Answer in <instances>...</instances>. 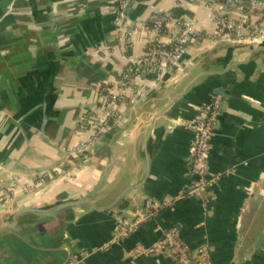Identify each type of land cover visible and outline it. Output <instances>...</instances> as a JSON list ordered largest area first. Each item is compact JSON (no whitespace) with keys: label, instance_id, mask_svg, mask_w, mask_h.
I'll return each mask as SVG.
<instances>
[{"label":"crops","instance_id":"0c3cea01","mask_svg":"<svg viewBox=\"0 0 264 264\" xmlns=\"http://www.w3.org/2000/svg\"><path fill=\"white\" fill-rule=\"evenodd\" d=\"M11 1L0 0V227L27 207L87 198L96 208L22 215L18 235L0 234V264H63L69 251L68 264H175L162 254L137 253L170 227L192 255L208 246L213 264H264V52L250 58L227 44H189L180 63L199 64L179 80L174 93L181 96L154 125L165 90L140 96L135 107L125 103L123 125L111 124L84 160L67 150L88 136L76 124L97 112L100 83L117 80L128 55L143 54L142 29L192 19L211 32L212 11L202 0H135L117 18V0ZM244 5L218 9L236 17ZM128 28L134 31L124 42L119 31ZM204 71L212 73L186 86ZM217 89L224 99L208 157L214 182L204 200L188 192L194 134L185 123ZM146 166L141 187L123 192ZM39 176L45 181L38 183ZM148 198L168 205L113 240L115 218L130 217Z\"/></svg>","mask_w":264,"mask_h":264},{"label":"built area","instance_id":"2783aa9c","mask_svg":"<svg viewBox=\"0 0 264 264\" xmlns=\"http://www.w3.org/2000/svg\"><path fill=\"white\" fill-rule=\"evenodd\" d=\"M15 0H12L10 5ZM129 0H117V18ZM211 9V19L214 27L211 32H203L192 19L178 20L172 26L157 23L142 29L148 39V45L140 56L128 55L125 66L117 80L103 81L99 85L100 104L95 115L84 113L76 124V132L88 133L87 138L80 139L68 151L79 152L93 148L100 140L104 131L123 117L122 106L125 103L134 105L142 96L145 86V75L151 78L146 86H153L160 80L163 73L173 67L193 42L253 41L264 35V0H244L245 5L241 14L236 17L222 14L218 9L220 0H202ZM258 12L254 19V13ZM133 29L119 31L124 42L131 39ZM221 98L215 95L209 102L199 107L195 118L185 123L194 138L189 158L190 173L193 181L190 194L205 200V193L213 184L214 179L206 175L210 141L217 121ZM45 181L44 176L37 178L38 183ZM16 183L12 182L5 190V195H12ZM166 202H157L148 198L144 206L134 219L120 217L113 227V240H117L130 233L137 223L155 211L167 206ZM142 255L162 254L170 257L175 264H213L210 248L206 245L199 247L192 255L187 246L181 241L176 228L163 232L162 237L149 247L138 248Z\"/></svg>","mask_w":264,"mask_h":264},{"label":"water","instance_id":"95a60500","mask_svg":"<svg viewBox=\"0 0 264 264\" xmlns=\"http://www.w3.org/2000/svg\"><path fill=\"white\" fill-rule=\"evenodd\" d=\"M134 1L135 0H129L126 3V5L123 9V15L124 16H126L129 7L133 4ZM219 2L222 4L224 3L227 7H229L231 4H233L235 2L241 3V2H243V0H220ZM219 44H227V45H230L232 47L238 48L240 53H248L250 58H251L256 54L264 52V35L262 37H260L258 40H253V41L237 42V41H229V40H219V41L213 42V45H214L213 48H215ZM198 64H199V61L196 64H192V65H184V64L180 63V61H178L173 66V67H176V69L173 72L168 73V70H167L165 73H163L160 80L157 81L153 86H144L145 93L142 95L143 97L148 93H154V92H158L160 90H165V95L160 100L161 101V104H160L161 108L158 109L157 111H155L153 113V115L151 116V121H150L151 124L154 125V122L156 121V119L177 98H179L181 96L180 95L181 93H176V94L174 93L176 87L182 82L179 80H182L184 77H186L188 75L189 71L191 69L195 68ZM211 73H212V71H204V72L197 74L194 78L191 79V81L186 86H190V85L194 84L195 82H197L201 78L208 76ZM172 77H174L175 79H174V81L170 82L169 80H171ZM215 93L221 95V97H222L221 102H220V107H219V109H221L222 102L224 99V92L222 89H217L215 91ZM137 104H138V100L134 105H132V107H135ZM123 122H124V115H123L122 119L120 121H118L116 124L119 126H122ZM162 132H164V129L161 130L160 135H158V139L161 136ZM97 146H98V143L93 148L85 149V150H82L79 152H75V151H69V152L74 153V154H78V155H83L84 160H86L88 158H91L95 154ZM55 166L56 165L53 164V165H50L48 167H42V168L34 169V170L29 171V172L31 173V172L35 171L37 173H42V172L48 171L52 168H55ZM207 172H208V165H207L206 175H207ZM147 174H148V167L146 166V169H145L144 174L141 177V179H139L138 181H135L134 183L128 185L124 189L123 192L127 193L130 191H135V190L139 189L141 187L142 183L144 182V180L146 179ZM189 191H190V189L188 190V192ZM81 207H89V209L94 210L96 208V203H95V201H91L87 198H78V199H71V200H65V201H58V202H55V203L50 204V205H45L43 207H27V208L18 209L12 214V217H11V220L9 221V223L0 227V234H2L4 232H9V233H12L14 235H18V233L14 229L19 225L20 217L24 214L31 213V214H36V215H52V214L58 213L60 211H64L66 209H73L74 210L75 208H81ZM142 208L135 209L132 212V215L130 217H127V218H129L130 220L134 219L135 216L137 215V213L142 210ZM160 211H162V210H160ZM120 217H125V216H117L114 220L113 227L115 225L116 220ZM170 228H173V227H170ZM170 228L164 229V231H166ZM163 232L161 233V237H162ZM113 236H114V233H113L112 237ZM119 239H117V240H119ZM71 257H72V253H71V251H69L67 258L65 259L63 264H68L70 262Z\"/></svg>","mask_w":264,"mask_h":264}]
</instances>
